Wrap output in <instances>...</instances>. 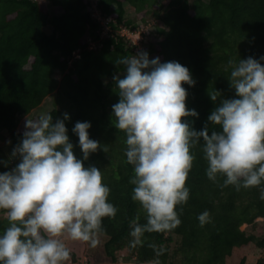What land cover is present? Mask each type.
Wrapping results in <instances>:
<instances>
[{"label":"trees","instance_id":"trees-1","mask_svg":"<svg viewBox=\"0 0 264 264\" xmlns=\"http://www.w3.org/2000/svg\"><path fill=\"white\" fill-rule=\"evenodd\" d=\"M46 1L51 10L43 0H0V173L19 162L11 154L22 140L26 116L55 93L58 107L47 114L53 122L68 114L64 123L74 155L85 167L101 171L102 183L110 189L108 202L117 208L114 218H102L97 233L102 259L89 264H153L157 257L150 245L165 249L161 264H225L236 248L250 243L264 250V231L246 233L247 227L264 223V182L237 190L222 187L224 177L209 180L202 141L190 148L189 198L176 206L181 224L163 233L146 232L142 245L130 248L131 225L137 217L138 223H146V214L132 200L134 166L127 163L126 133L115 127L112 112L119 100L114 76L123 78L125 71L115 61L147 52L149 60L159 57L160 63L175 61L189 69L195 83H182L185 104L198 116L183 117L182 122L201 130L220 98H235L229 60L235 64L252 57L264 66V0ZM125 4L141 15L142 23L154 21L155 32L139 51L117 32L137 27L134 18L125 17ZM215 90L220 97L213 102L209 92ZM85 121L91 125L89 139L108 148L87 160L72 132L76 122ZM213 127L219 128L210 124V131ZM204 211L211 220L201 227L197 217ZM8 226L6 211L0 210V235ZM255 264H264V255Z\"/></svg>","mask_w":264,"mask_h":264},{"label":"clouds","instance_id":"clouds-1","mask_svg":"<svg viewBox=\"0 0 264 264\" xmlns=\"http://www.w3.org/2000/svg\"><path fill=\"white\" fill-rule=\"evenodd\" d=\"M264 60V56L260 57ZM123 78L114 76L117 103L112 105L115 127L126 133L125 155L134 166L130 179L132 200L144 210L146 223L131 225L130 248L142 245L144 233H163L181 224L176 206L189 198L185 187L194 156L190 148L202 141L206 176L222 187L250 188L264 182V66L248 57L231 67L229 82L235 98H220L197 131L183 117L198 116L185 104L182 83L194 85L190 71L178 62L149 60L147 52L120 57ZM213 102L220 93L209 92ZM53 122L51 114L26 119L21 142L12 156L19 162L0 173V210L6 211L9 226L0 235V264H63L70 259L67 241L99 244L102 218H114L117 208L108 197L109 187L95 166L85 167L73 153L64 120ZM213 127L210 131L209 125ZM90 122H76L72 132L87 160L107 146L89 139ZM260 199L264 200V188ZM182 211V209H181ZM203 227L211 220L208 211L197 217ZM153 248L157 259L164 248Z\"/></svg>","mask_w":264,"mask_h":264},{"label":"rangeland","instance_id":"rangeland-1","mask_svg":"<svg viewBox=\"0 0 264 264\" xmlns=\"http://www.w3.org/2000/svg\"><path fill=\"white\" fill-rule=\"evenodd\" d=\"M165 3L168 0H163ZM47 1L43 0V4L46 5L48 10H51L50 7H47ZM125 17L126 18H134L137 27H135L134 31H129L125 28L119 29L117 32L121 34H125L129 40H131L132 44L135 45V51H139L145 47V43L149 41L154 32H155V25L154 21L149 18L148 23H142L141 15L136 13L134 9L125 4ZM103 23V21H102ZM104 24V23H103ZM105 29V28H103ZM52 29L51 27H46V31L50 32ZM157 40H160L158 38ZM57 99L55 93L48 95L37 108L33 109L26 118H32L35 116L45 115L54 107H58L56 104ZM264 231V223H258L254 228L247 227L246 233L247 234H255L259 235ZM98 240L100 239L97 237ZM100 242L97 247L93 248L90 246V243L83 242V241H67L66 247L69 249L70 252V259L64 261L63 264H72V257L71 254H74L77 264H89L91 262H97L102 259V255L100 253ZM174 247V244H173ZM264 255V250H258L257 247L250 243L247 245L240 246L236 248L232 255L225 260V264H239L241 259L244 258V264H255L256 260Z\"/></svg>","mask_w":264,"mask_h":264}]
</instances>
